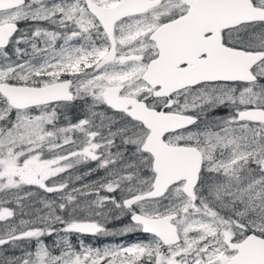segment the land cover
I'll list each match as a JSON object with an SVG mask.
<instances>
[{
	"label": "snow or ice",
	"instance_id": "6c2138e0",
	"mask_svg": "<svg viewBox=\"0 0 264 264\" xmlns=\"http://www.w3.org/2000/svg\"><path fill=\"white\" fill-rule=\"evenodd\" d=\"M0 264H264V0H0Z\"/></svg>",
	"mask_w": 264,
	"mask_h": 264
},
{
	"label": "flooded vegetation",
	"instance_id": "af4514ba",
	"mask_svg": "<svg viewBox=\"0 0 264 264\" xmlns=\"http://www.w3.org/2000/svg\"><path fill=\"white\" fill-rule=\"evenodd\" d=\"M89 239L92 240L91 237ZM137 239L136 235H127V236H119V237H108V238H100L96 243L98 245L103 243H131L134 242Z\"/></svg>",
	"mask_w": 264,
	"mask_h": 264
},
{
	"label": "rangeland",
	"instance_id": "374dc122",
	"mask_svg": "<svg viewBox=\"0 0 264 264\" xmlns=\"http://www.w3.org/2000/svg\"><path fill=\"white\" fill-rule=\"evenodd\" d=\"M85 239H86L87 241L91 242V239H89V237H86Z\"/></svg>",
	"mask_w": 264,
	"mask_h": 264
}]
</instances>
